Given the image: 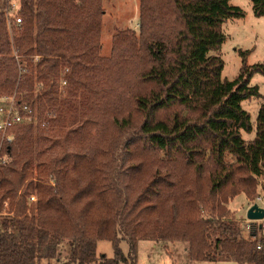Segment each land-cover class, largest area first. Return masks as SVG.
<instances>
[{"label":"trees","instance_id":"16d2710c","mask_svg":"<svg viewBox=\"0 0 264 264\" xmlns=\"http://www.w3.org/2000/svg\"><path fill=\"white\" fill-rule=\"evenodd\" d=\"M138 1L137 28L115 32L104 56V0H0V101L30 118L10 141L0 133V264H137L144 239L185 242L195 261L264 264L263 224L244 237L228 206L262 188L264 101L248 141L241 103L261 96L249 80L264 66L240 51L239 74L222 79L215 53L222 23L244 11ZM251 2L264 17V0Z\"/></svg>","mask_w":264,"mask_h":264},{"label":"rangeland","instance_id":"374dc122","mask_svg":"<svg viewBox=\"0 0 264 264\" xmlns=\"http://www.w3.org/2000/svg\"><path fill=\"white\" fill-rule=\"evenodd\" d=\"M138 0H104L105 13L102 18L101 31V55L108 56L112 47V35L118 30L125 28H137L139 21ZM230 4L240 7L244 15L240 18L230 17L222 23V31L225 40L220 49L215 52L223 60L224 66L221 72L222 79H234L240 72L242 56L240 51H248L245 63L248 66L262 64L264 66V17L253 14L251 0H229ZM17 7L14 5V11ZM13 11V13H14ZM250 85H257L260 97H252L243 100L242 107L249 112L252 123L250 133L242 132L244 140H251L255 135L256 118L260 104L264 101V74L254 73ZM226 160L231 162L233 157L227 156ZM262 188L258 189L257 196L261 201H256L264 208V174L259 178ZM257 198V197H256ZM249 200L243 195L235 196L228 204L240 220L244 237L249 235V220L246 212ZM257 222L264 224V218ZM124 253L128 252V244L120 243ZM97 254H105L106 257L113 256V246L110 241L99 240L97 242ZM137 264H237L234 261H195L189 257L187 244L185 242H166L162 240H139L137 245Z\"/></svg>","mask_w":264,"mask_h":264},{"label":"built area","instance_id":"2783aa9c","mask_svg":"<svg viewBox=\"0 0 264 264\" xmlns=\"http://www.w3.org/2000/svg\"><path fill=\"white\" fill-rule=\"evenodd\" d=\"M15 21L16 23H20L21 22L20 17H17ZM10 23L11 22H9V25ZM62 83H65V81L62 80ZM26 108H27L26 105H24L23 109ZM25 119L30 120L29 117L24 118V116L19 112L14 97H6L0 101V133L2 134V138L4 137L7 141H10L12 139V136L7 132L8 129L14 124L24 121ZM34 199L35 196L33 195L30 196V200H34ZM256 201H261V197L257 196ZM254 223L256 225L261 224V222H257V221H255ZM263 228H264V224H263Z\"/></svg>","mask_w":264,"mask_h":264},{"label":"water","instance_id":"95a60500","mask_svg":"<svg viewBox=\"0 0 264 264\" xmlns=\"http://www.w3.org/2000/svg\"><path fill=\"white\" fill-rule=\"evenodd\" d=\"M246 217L251 222L262 220L264 218V208L257 203H253L247 209Z\"/></svg>","mask_w":264,"mask_h":264},{"label":"bare ground","instance_id":"6f19581e","mask_svg":"<svg viewBox=\"0 0 264 264\" xmlns=\"http://www.w3.org/2000/svg\"><path fill=\"white\" fill-rule=\"evenodd\" d=\"M171 211V210H170Z\"/></svg>","mask_w":264,"mask_h":264}]
</instances>
